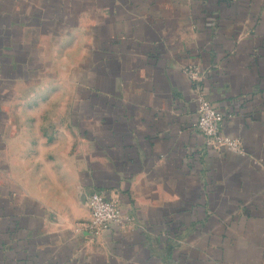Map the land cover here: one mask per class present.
I'll return each instance as SVG.
<instances>
[{"label":"crops","instance_id":"crops-1","mask_svg":"<svg viewBox=\"0 0 264 264\" xmlns=\"http://www.w3.org/2000/svg\"><path fill=\"white\" fill-rule=\"evenodd\" d=\"M0 264H264V0H0Z\"/></svg>","mask_w":264,"mask_h":264},{"label":"built area","instance_id":"built-area-1","mask_svg":"<svg viewBox=\"0 0 264 264\" xmlns=\"http://www.w3.org/2000/svg\"><path fill=\"white\" fill-rule=\"evenodd\" d=\"M186 73L194 84L197 97V122L196 131L204 138L205 145L213 149H225L229 152L243 154L239 142L222 133V115L217 112L203 95H200L199 81L201 74L196 68H187ZM87 207L90 220L85 225L86 229L94 236L109 229L113 225L123 226L127 218L119 211L115 202L109 200L104 194L92 192L87 197Z\"/></svg>","mask_w":264,"mask_h":264}]
</instances>
